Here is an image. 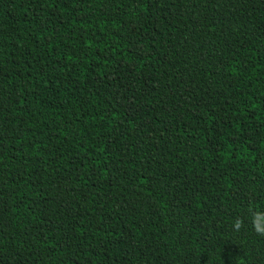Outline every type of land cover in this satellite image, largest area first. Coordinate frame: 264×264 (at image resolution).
<instances>
[{"label":"trees","instance_id":"1","mask_svg":"<svg viewBox=\"0 0 264 264\" xmlns=\"http://www.w3.org/2000/svg\"><path fill=\"white\" fill-rule=\"evenodd\" d=\"M257 211L264 0H0V264H264Z\"/></svg>","mask_w":264,"mask_h":264},{"label":"clouds","instance_id":"2","mask_svg":"<svg viewBox=\"0 0 264 264\" xmlns=\"http://www.w3.org/2000/svg\"><path fill=\"white\" fill-rule=\"evenodd\" d=\"M249 222L258 235L264 236V212H252ZM242 227H244V220L239 216L235 217L233 220V230L239 231Z\"/></svg>","mask_w":264,"mask_h":264}]
</instances>
